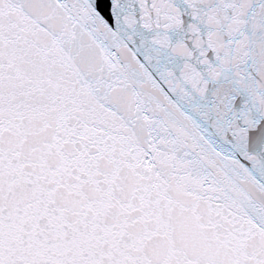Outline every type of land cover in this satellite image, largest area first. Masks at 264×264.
<instances>
[{
	"label": "snow or ice",
	"instance_id": "snow-or-ice-1",
	"mask_svg": "<svg viewBox=\"0 0 264 264\" xmlns=\"http://www.w3.org/2000/svg\"><path fill=\"white\" fill-rule=\"evenodd\" d=\"M0 264H264V0H0Z\"/></svg>",
	"mask_w": 264,
	"mask_h": 264
}]
</instances>
